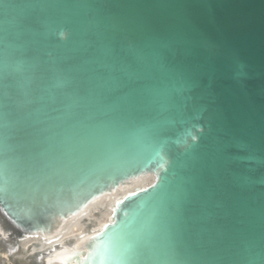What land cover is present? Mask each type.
<instances>
[{
	"label": "water",
	"instance_id": "95a60500",
	"mask_svg": "<svg viewBox=\"0 0 264 264\" xmlns=\"http://www.w3.org/2000/svg\"><path fill=\"white\" fill-rule=\"evenodd\" d=\"M33 238L25 264H264V0H0V250Z\"/></svg>",
	"mask_w": 264,
	"mask_h": 264
},
{
	"label": "bare ground",
	"instance_id": "6f19581e",
	"mask_svg": "<svg viewBox=\"0 0 264 264\" xmlns=\"http://www.w3.org/2000/svg\"><path fill=\"white\" fill-rule=\"evenodd\" d=\"M86 217L87 221H91L94 226L98 227L102 226L105 223L107 213L101 214L97 218L89 215H87ZM74 227L77 229L78 232H81L83 229V224L80 221H76ZM72 234V228H70L67 232L64 233L63 236H69ZM32 242H36V239L33 238L32 240L23 241L21 243L22 250L18 252V254L13 255L11 257H9V253H7V250H0V264H15L16 262V264H25L29 254H32L35 251L34 246H31ZM0 247L2 246L0 245Z\"/></svg>",
	"mask_w": 264,
	"mask_h": 264
},
{
	"label": "snow or ice",
	"instance_id": "6c2138e0",
	"mask_svg": "<svg viewBox=\"0 0 264 264\" xmlns=\"http://www.w3.org/2000/svg\"><path fill=\"white\" fill-rule=\"evenodd\" d=\"M2 7H4L6 10H10V11H15L16 9L20 8V5H9V4H4L2 5ZM6 87L10 88V85H6ZM121 87H126L125 84H123L122 82H120L119 80H113L110 83H97L95 84V87L90 89L89 91V95L86 96L84 98V103L85 104H90L91 101V97L94 96L96 94V90L97 89H102V90H118ZM101 94H103V92H101ZM5 98L6 100L9 101V104L6 105L8 107L11 106V102H12V96L10 92H6L5 93Z\"/></svg>",
	"mask_w": 264,
	"mask_h": 264
}]
</instances>
